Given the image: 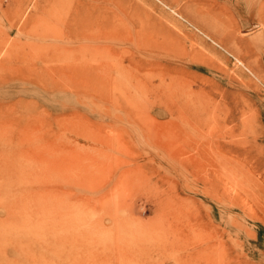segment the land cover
I'll return each instance as SVG.
<instances>
[{
	"label": "rangeland",
	"instance_id": "374dc122",
	"mask_svg": "<svg viewBox=\"0 0 264 264\" xmlns=\"http://www.w3.org/2000/svg\"><path fill=\"white\" fill-rule=\"evenodd\" d=\"M0 34V264H264V0H0Z\"/></svg>",
	"mask_w": 264,
	"mask_h": 264
},
{
	"label": "bare ground",
	"instance_id": "6f19581e",
	"mask_svg": "<svg viewBox=\"0 0 264 264\" xmlns=\"http://www.w3.org/2000/svg\"><path fill=\"white\" fill-rule=\"evenodd\" d=\"M59 15H60V14H59ZM54 16H55V15L53 14L52 17H54ZM55 17H56V16H55ZM50 19H51V18H50ZM50 19H49V20H50ZM56 19H57V18H56ZM66 20H67V19H66ZM50 21H52V23L54 22V20H50ZM46 22L49 23V21H46ZM64 22H65V21H64ZM44 23H45V22H44ZM50 23H51V22H50ZM50 23H49V24H50ZM54 23H56V22H54ZM65 23H67V22H65ZM61 24H62V23H60V25H61ZM67 24H68V23H67ZM41 25H42V24H41ZM56 25H57V24H56ZM56 25H55V26H56ZM71 25H72V24L70 23V26H71ZM43 26H44V24H43ZM64 26H65V25H64ZM70 26H69V24H68V28H69ZM46 27H47V26H46ZM57 28H58V27H57ZM57 28H56V29H57ZM65 28H66V27H65ZM49 29H50V28H49ZM50 30H51V29H50ZM52 30H53V29H52ZM58 30H59V29H58ZM62 30H63V27H62ZM65 30H66V29H65ZM72 30H73V28H72ZM56 31H57V30H56ZM68 31H69V30H68ZM6 32H7V31H6ZM66 32H67V31H66ZM66 32H65V35H66ZM1 33H2V32H1ZM39 33H43V32H39ZM63 33H64V32H63ZM63 33H61V34H63ZM33 34H35V32H33ZM0 35H1V34H0ZM36 35H37V34H36ZM39 35H40V34H39ZM39 35H38V36H39ZM68 35H69V32H68ZM68 35H67V36H68ZM3 36H4V35H3ZM40 36H41V35H40ZM54 36H56V35H54ZM29 38H31V36H30ZM33 38H34V37H33ZM57 38H58V37H57ZM61 38H63V36H61ZM61 38H59V39H61ZM69 38H70V37H69ZM69 38H68V39H69ZM5 39H7V38H5ZM47 39H49V38H47ZM66 39H67V38H66ZM15 40H16V39H15ZM37 40H38V39H37ZM54 40H55V39H54ZM8 41H9V40H8ZM13 41H14V40H13ZM13 41H12V42H13ZM30 41H31V39H30ZM34 41H35V40H34ZM39 41H40V40H39ZM71 41L74 43L73 40H71ZM77 41H78V40H77ZM26 42H28V40H27ZM6 43H7V42H6ZM33 43H36V42H33ZM47 43H48V42H47ZM58 43H59V42H58ZM62 43H63V42H62ZM65 43H66V42H65ZM29 44H30V43H29ZM36 44H37V43H36ZM42 44H43V43H42ZM52 44H55V43L52 42ZM13 45H14V44H13ZM15 45H16V44H15ZM27 45H28V44H27ZM38 45H39V44H38ZM57 45H58V44H57ZM0 46H1V45H0ZM2 46H3V45H2ZM2 46H1V47H2ZM14 47H15V46H14ZM18 47H19V46H18ZM21 47H22V46H21ZM59 47H60V46H59ZM12 48H13V47H12ZM15 48H16V47H15ZM22 48H23V47H22ZM22 48H21V49H22ZM55 48H56V47H55ZM9 49H10V48H9ZM23 49H24V48H23ZM29 49H30V48H29ZM33 49H34V48H33ZM37 49H38V48H37ZM37 49H36V50H37ZM57 50H58V49H57ZM57 50H55L54 52H57ZM9 51H11V49H10ZM20 51H21V50H20ZM31 51H32V50H31ZM18 52H19V51H18ZM18 52H17V53H18ZM22 52H23V50H22ZM24 52H25V51H24ZM61 52H63V50H62ZM61 52H60V53H61ZM70 52H71V51H70ZM14 53H15V52H14ZM21 54H22V53H21ZM21 54H19V55H21ZM25 54H26V53H25ZM62 54H63V53H62ZM67 54H69V53L67 52ZM38 55H39V54H38ZM69 55H70V54H69ZM69 55H68V57H66V58H70ZM75 55H77V54H75ZM78 55H79V56H76V57H80L81 54L79 53ZM35 56H36V55H35ZM39 56H40V55H39ZM39 56H38V57H39ZM70 56H71V55H70ZM72 56H74L73 53H72ZM21 57H22V56H21ZM21 57H20V58H21ZM30 57H31V56H30ZM55 57H56V56H55ZM55 57H54V58H55ZM59 57H60V56H59ZM9 58H10V57H9ZM18 58H19V57H18ZM34 58H36V57H34ZM60 58H61V57H60ZM63 58H64V57H63ZM71 58H72V57H71ZM26 59H28V58H26ZM31 59H32V58H31ZM73 59H75V58L73 57ZM73 59H72V60H73ZM76 59H77V58H76ZM82 59H83V58H82ZM8 60H9V59H8ZM20 60H21V59H20ZM34 60H35V59H34ZM62 60H63V59H62ZM69 60H70V59H67V60H66V61H67L66 64L69 63V65L71 66V64H70L71 62H69ZM72 60H71V61H72ZM9 61H10V60H9ZM57 61H58V60H57ZM77 61H78V60H77ZM81 61H83V60H81ZM81 61H80V62H81ZM59 62H60V61H59ZM63 62L65 63V60H64ZM72 62H74V60H73ZM78 62H79V61H78ZM14 63H15V62H14ZM14 63H12V64H14ZM83 63H84V62H83ZM83 63H81V65H83L84 67H86ZM77 64H78V63H76V64L73 63L72 66H75V65H77ZM79 65H80V64H78V66H79ZM66 66H67V65H66ZM78 66H75V67L78 68ZM92 66H93V64H92ZM92 66H91V67H92ZM67 68H68V66H67ZM82 68H83V67H82ZM93 68H95V66H94ZM73 69H74V67H73ZM75 69H76V68H75ZM75 69H74V71H75ZM80 69H81V68H80ZM76 70H77V69H76ZM80 71H83V70H80ZM76 73H77V72H76ZM65 74H66V73H65ZM68 75H69V74H67V76H68ZM73 76H74V75H73ZM75 77H76V76H75Z\"/></svg>",
	"mask_w": 264,
	"mask_h": 264
}]
</instances>
